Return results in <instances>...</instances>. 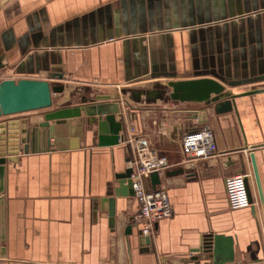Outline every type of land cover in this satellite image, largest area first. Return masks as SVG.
Masks as SVG:
<instances>
[{"label":"crops","instance_id":"obj_1","mask_svg":"<svg viewBox=\"0 0 264 264\" xmlns=\"http://www.w3.org/2000/svg\"><path fill=\"white\" fill-rule=\"evenodd\" d=\"M6 78L45 79L62 91L48 109L0 117V264H264V206L249 157L264 196V91L245 94L264 87V0H9L0 9ZM200 78L234 95L232 109L144 93L166 86V97L169 82ZM98 94L109 96L100 102L106 113L81 111L51 138L38 126L47 112L83 98L89 108ZM132 125L169 163L155 188L165 189L172 215L155 224L149 245L138 240L137 199L115 194L134 159ZM205 126L215 155L184 161L182 135ZM240 173L252 204L230 210L224 180ZM144 183L153 189L149 176Z\"/></svg>","mask_w":264,"mask_h":264},{"label":"water","instance_id":"obj_2","mask_svg":"<svg viewBox=\"0 0 264 264\" xmlns=\"http://www.w3.org/2000/svg\"><path fill=\"white\" fill-rule=\"evenodd\" d=\"M9 0H0V9ZM168 86L171 88L168 95H164L166 86H160L155 90L145 91V95L148 99L151 98H171L180 101H197L204 102L205 104L214 103V111L216 113H221L232 109V100L234 97L229 92L224 91V86L220 83L208 79L200 78L181 82H169ZM61 85H52L48 80L37 79V78H19L12 79L6 78L0 80V117L16 115L24 112L36 111L48 109L52 106V94L55 92H61ZM264 91V87L254 88L247 91L245 94H254ZM213 94V95H211ZM151 97V98H150ZM224 98V100H223ZM109 99L108 95L98 94L95 97L89 99L91 106L85 107L86 100L83 98L80 105H77L71 109H60L55 111H49L44 114V120L39 122L38 126L42 129L44 128V134L48 137L54 136V127L57 124H62L66 122L68 118H78L81 111H85L86 114H102L106 113L107 109L103 103V100ZM96 102V103H95ZM52 122V123H50ZM46 131V132H45ZM24 133L26 132L23 131ZM22 142L26 141L25 137H21ZM9 156L8 160L15 161L14 156L17 152L15 143H9ZM252 176L255 183L257 195L259 202L264 206V196L262 191V185L260 180V175L253 151L249 154ZM5 156L0 155V192L4 191V181H5ZM131 168H127L124 173L118 176V187L115 189V194L123 195H134L132 188V183L130 180ZM153 189L156 184L160 182L159 174L157 172H152L149 175ZM247 192L250 202H252V195L248 186V179H246ZM5 226H4V196L0 195V256L4 255V248L1 246V242L5 238ZM132 230L130 227L126 228V241L129 247V236ZM138 240L140 243L144 241L146 245L150 244V237L141 235V232H137ZM204 243V242H203ZM146 248H141V252H145ZM201 257H209L210 245L205 243L200 248Z\"/></svg>","mask_w":264,"mask_h":264},{"label":"built area","instance_id":"obj_3","mask_svg":"<svg viewBox=\"0 0 264 264\" xmlns=\"http://www.w3.org/2000/svg\"><path fill=\"white\" fill-rule=\"evenodd\" d=\"M134 152L130 163V180L139 209L134 216V224L143 236H151L155 224L172 215V206L163 187L149 189L144 178L152 172L161 174L169 166L165 155L151 147L148 139L132 125L126 140ZM184 161L190 162L197 158H208L216 153V144L212 131L202 127L185 132L180 141ZM247 174L231 175L224 180L227 206L230 210L249 207L250 202L246 186Z\"/></svg>","mask_w":264,"mask_h":264}]
</instances>
